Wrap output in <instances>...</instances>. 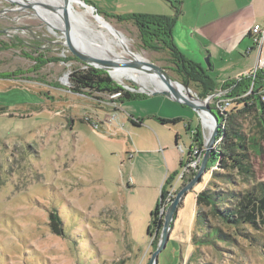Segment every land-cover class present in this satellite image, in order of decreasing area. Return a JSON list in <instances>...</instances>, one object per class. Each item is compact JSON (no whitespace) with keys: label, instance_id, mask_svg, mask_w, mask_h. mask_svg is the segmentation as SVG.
<instances>
[{"label":"rangeland","instance_id":"obj_1","mask_svg":"<svg viewBox=\"0 0 264 264\" xmlns=\"http://www.w3.org/2000/svg\"><path fill=\"white\" fill-rule=\"evenodd\" d=\"M88 1L111 15L174 12L170 0ZM14 7L18 6L0 0V42H25L0 51V74H12L0 77V264H150L161 234H149V226L167 168L155 152L138 158V145L152 147L159 135L162 145L175 148V157L167 160L170 169L176 164L178 172L181 157L184 155L186 163L193 145L183 128V154L175 143L177 123L161 124L151 117L142 127H136L130 119L132 112L142 113L146 119L150 115L166 117L175 108L187 110L192 126L201 132L202 146L193 149H198L194 154L201 161L210 130L196 110L170 98L178 105L163 104L162 94L122 101L116 94L90 96L71 91L73 69L86 66L78 59L65 60L74 56L63 44L60 30H50L30 9L6 11ZM73 7L86 9L77 4ZM92 16L85 17L95 20ZM107 21L128 37L132 51L161 64L173 79L181 81L170 55L146 49L132 22ZM86 27H76L79 39L98 40ZM39 44L43 46L35 52L34 46ZM40 54L46 63L37 61ZM256 56L257 51L247 59L246 54L237 55L227 63V71L212 70L204 57L201 67L219 86L241 70L256 67ZM125 81V85L136 87L133 80ZM140 87L138 84L132 91L144 93ZM190 87L199 96L200 88L194 83ZM224 91L219 87L209 100L215 112L225 99L230 101L227 111L236 106L230 98H224ZM250 119L244 122L247 129L254 125ZM133 140L138 145H133ZM251 160L255 182L264 181V140L260 150L251 152ZM175 172L171 170L169 177H176ZM209 180L206 171L202 181L183 196L158 264H264V224L259 220L257 225H242L244 234L227 227L231 240L194 244L196 195ZM182 184L178 182L174 190L171 187L170 193L175 191L176 196ZM56 212L62 220L59 232L51 220ZM198 234L202 236L203 232Z\"/></svg>","mask_w":264,"mask_h":264},{"label":"trees","instance_id":"obj_2","mask_svg":"<svg viewBox=\"0 0 264 264\" xmlns=\"http://www.w3.org/2000/svg\"><path fill=\"white\" fill-rule=\"evenodd\" d=\"M170 3L174 9L173 15L149 13L111 15L97 9L107 20L114 18L119 22H132L137 27L140 40L146 49L166 51L184 80L200 88V97L205 98L222 87L225 90L224 98H230L236 105L230 111L221 112L216 109L221 125L218 142L212 150L207 166V174L210 175L209 185L196 195V229L192 238L194 244L199 246L215 243L217 239L231 240V236L227 234V227L235 229L237 234H244L242 225H257V220L264 224V181L255 182L256 172L251 160V152L260 150L261 141L264 140V67L257 68L254 74L231 78L217 86L201 65L188 58L176 45L173 31L181 13V0H170ZM24 43L23 40L16 39L9 44L0 42V51L12 46H23ZM42 46L43 44L34 46L37 49L35 52ZM41 55L36 56L37 61L46 63L45 60H41L40 57L44 56ZM67 58L69 59H65L67 62L77 59L72 56ZM46 60L50 61V58ZM10 75L12 74H0V77L7 78ZM69 79V89L76 93L90 96L94 93L111 95L119 93L117 98L122 101L126 98L147 96L145 93L126 89L115 82L105 70L91 66L74 68ZM2 111L3 108L0 107V112ZM248 118H251L254 124L249 129L244 125ZM159 120L163 124H175L181 118ZM132 122L138 123L135 120ZM176 137L178 139V136ZM196 139L198 145L202 146L200 130ZM176 177H168L161 188V197L151 215L149 234L156 233L157 236L161 234L166 203L168 201L169 204L175 197V191L170 194V188L174 187ZM51 220L53 228L59 232L58 224L62 223L59 214L57 212L51 214ZM199 232H203V235L199 236Z\"/></svg>","mask_w":264,"mask_h":264},{"label":"crops","instance_id":"obj_3","mask_svg":"<svg viewBox=\"0 0 264 264\" xmlns=\"http://www.w3.org/2000/svg\"><path fill=\"white\" fill-rule=\"evenodd\" d=\"M149 1L151 3H161L159 0ZM180 6L181 13L177 19L173 31L174 40L179 49L188 58L202 66L204 57H207L208 61H210L211 63L210 68L212 70L223 69L224 71H227V63H230L235 60L237 55L244 56L246 54L247 59L254 51H257L256 58L257 61H259V50L254 48L251 52H248V49L255 45L253 36L251 34L253 26L255 24L264 23V0H181ZM146 12L150 13V11ZM151 13L158 14L159 11L155 10ZM159 14L162 13L160 12ZM173 14L174 12H172L171 15ZM257 67L258 64L254 68L256 69ZM254 68L250 67L247 70L243 69L236 75H234V77H230V79L238 78L243 73H250L254 70ZM160 96L164 97L161 98L163 99V104L175 106L176 103L172 104L174 102H171V98L169 99V97L164 94ZM147 97L148 96L141 98L147 99ZM120 110L122 109L120 108ZM148 114L150 113L147 112V115ZM143 116L144 115L142 113H137L136 111L135 113L132 112V116L130 117L131 121L135 120L138 122L137 124H134L132 122L134 126L142 127L144 123L148 121V119L151 117L156 119V121H159L161 124L163 123L159 120V118H181V120L177 122L176 136H178V139L177 137L175 138V143L177 146L180 147L181 152L184 154L185 147L182 145V143H180L183 138L181 131L184 128L186 135H190V139L193 145L189 147L188 151L186 163L189 162V157L192 154L194 147L199 146L195 134V132L199 129L198 127L194 128L192 126V120L189 116V112L181 108H175L174 113L171 115H167L166 117H162V115H160L161 117L159 115H150L148 116V118L143 119ZM181 124H183V127L181 126ZM132 142V144L136 146L137 143H135L134 140ZM162 144L163 142L159 135L157 136V141L152 147H145L142 146V144L141 146L137 144L140 148L137 157L140 158L143 153L154 152L162 156V159L160 158L161 163L164 161V164L167 168L166 175L164 176V179L162 181L163 186L164 182L169 177L171 170L172 172H177L178 170L175 169V163L170 169L167 160V157H175V148L173 147V145L170 144ZM183 162L184 155L180 159V170L178 174L180 173L182 166L186 164ZM190 176L191 174L185 178L186 182L188 181ZM180 181L183 182L184 180ZM180 181H177L176 177L174 185H176L177 188L178 182Z\"/></svg>","mask_w":264,"mask_h":264},{"label":"water","instance_id":"obj_4","mask_svg":"<svg viewBox=\"0 0 264 264\" xmlns=\"http://www.w3.org/2000/svg\"><path fill=\"white\" fill-rule=\"evenodd\" d=\"M12 4L17 5L18 7L7 9L6 11H16V10H25L30 9L34 12V14L39 17L43 22L50 28V30H60L63 33L64 42L63 44L69 49V51L73 54L75 58L80 60L86 67H94L98 69H103L108 74L112 76L111 69L112 67H119V66H131L135 68L146 69L149 71H153L160 75L162 79L166 81L169 85L170 90H147L146 88L140 87V91L144 92L145 94H164L171 98L172 100L179 102L181 104L187 105L198 112L200 115V119L202 120L203 124L209 129V127L204 123V115L203 113H207L213 118L214 124L212 130L209 133V139H206L205 142V152L201 164L199 165L195 175L186 183L182 184L180 189L177 191L176 196L174 199L169 203L166 207L165 215H164V224L161 231V237L159 244L156 250L153 252L150 264H158V257L160 252L166 247L167 242L170 238V233L172 229V223L175 218V214L178 211V207L181 203L183 196L187 193L189 189H192L197 183L201 182L203 179L204 173L207 171L208 163L210 162L212 150L216 146L218 142V136L220 131V121L218 114L212 109L211 105L207 102L214 94H211L205 98H202L193 93V90L190 87V84L184 80V78L179 74L181 81L173 79L168 69L162 66L159 63L153 61L141 62L138 60L135 61H128V62H119L116 60L100 58L97 56H93L89 53H86L83 49H89L88 46V38L84 37V41L79 39V34L76 30V27L79 24L78 19L76 16H73L69 12V5L72 2H77L83 4L84 6L90 7L97 17H101L102 15L99 13L97 7L93 4L88 3L86 0H64L65 3L62 6H58L56 4H51L49 2H35V1H21V0H6ZM50 2H55L56 0H49ZM38 6H42L45 10L46 14H52L54 16V20L56 22L59 21L60 24L55 25L45 19L43 15L37 9ZM50 11V12H47ZM112 28L119 34L122 32L117 29L115 26L112 25ZM7 32V30H3ZM87 39V40H86ZM136 84V87H130L128 85H123L130 90H137L138 83L133 81ZM173 82L180 83L185 92L181 91V94L177 89L172 86Z\"/></svg>","mask_w":264,"mask_h":264},{"label":"bare ground","instance_id":"obj_5","mask_svg":"<svg viewBox=\"0 0 264 264\" xmlns=\"http://www.w3.org/2000/svg\"><path fill=\"white\" fill-rule=\"evenodd\" d=\"M21 1H25V0H21ZM29 1H35V2L44 1V2H49L51 4H56L58 6H62L65 3L64 0H56L55 2H50L49 0H29ZM74 4L83 6L86 9L82 11H78L77 8L73 7ZM37 9L43 15V17L48 21H50L51 23L55 25L60 24L59 21L56 22L54 20V16H52V14L50 15L46 14L44 11L45 9L42 6H38ZM68 9L73 16H76L80 25L84 24L85 26H87L86 29H89V31L93 32L94 37L96 35L99 37L98 40L92 39L91 41L88 39L89 49H83L86 53H89L93 56H97L100 58L116 60L119 62H128L135 60L141 62L150 61L149 58H147L143 54L132 51L130 48L131 43L128 37L125 36L123 33L121 34L117 33L112 28V24L110 22H108L103 16L97 17L95 15V12L90 7L84 6L83 4L77 2H72L69 5ZM92 15H94L95 20L93 19L94 21L93 20L89 21L87 17H90ZM83 17L86 20H84ZM90 42L92 45L96 47L97 50L91 47ZM98 50L100 51L99 53L97 52ZM111 73L114 78L122 80V82L125 84H126L125 80H133L138 84H140L141 87L146 89L170 90V87L166 83V81L162 79L160 75H158L153 71H149L141 68H135L131 66H119V67H112ZM172 86L175 89H177L180 94L181 91L185 92L184 87L178 82H173ZM209 100L207 101L208 103ZM203 115H204V123L209 127V130L211 131L214 124L213 118L207 113H203ZM208 139H209V134L207 135V140Z\"/></svg>","mask_w":264,"mask_h":264},{"label":"built area","instance_id":"obj_6","mask_svg":"<svg viewBox=\"0 0 264 264\" xmlns=\"http://www.w3.org/2000/svg\"><path fill=\"white\" fill-rule=\"evenodd\" d=\"M251 34L253 36V40H254L255 45L253 47H250L248 49V52H251L254 48L258 49L260 55H259V61H258V67L257 68H259V66L263 67L264 66V23L255 24L251 30ZM263 94H264V90H263ZM116 95L118 96L119 93ZM263 98H264V95H263ZM229 104H230V101L225 99L223 103L218 104V108L221 112H225L227 110V105H229ZM182 151H183V149H182ZM194 151H193V153L197 154L198 149L196 148ZM200 163H201L200 158L195 155V158L193 160L187 162L184 166H182V169L177 176V181L183 180L184 178H186L190 174H192L194 171H196L198 169ZM173 190H174V187H173ZM170 194H172V192ZM167 199L169 200V197ZM163 210H164V208H162V212H163Z\"/></svg>","mask_w":264,"mask_h":264},{"label":"flooded vegetation","instance_id":"obj_7","mask_svg":"<svg viewBox=\"0 0 264 264\" xmlns=\"http://www.w3.org/2000/svg\"><path fill=\"white\" fill-rule=\"evenodd\" d=\"M194 158H195V155H194V153H193V151H192V154H191L190 157H189V161L193 160ZM196 171H197V170H196ZM196 171H194L193 173L195 174ZM183 180H184L183 183H185V182H186L185 178H184Z\"/></svg>","mask_w":264,"mask_h":264}]
</instances>
